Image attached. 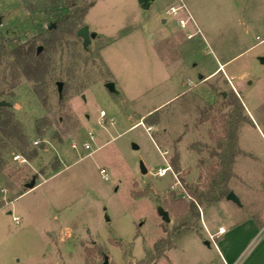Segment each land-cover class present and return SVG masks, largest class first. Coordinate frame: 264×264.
I'll use <instances>...</instances> for the list:
<instances>
[{
    "label": "rangeland",
    "instance_id": "1",
    "mask_svg": "<svg viewBox=\"0 0 264 264\" xmlns=\"http://www.w3.org/2000/svg\"><path fill=\"white\" fill-rule=\"evenodd\" d=\"M76 1L93 2L83 22L96 37L87 52L74 39L79 55L71 60L73 74L64 77L62 95L55 79L46 103L24 79L0 95L26 140L2 152L0 264H100L103 255L108 264H219L213 243L204 244L207 233L228 225L230 215L264 214L261 127L250 120L236 132L239 152L227 188L238 203L225 197L197 206V218L169 204L186 199L194 185L201 188L205 168L216 159L206 113L215 106L228 113L232 93L238 98L240 93L249 106L264 101L259 60L264 58V0H152L147 8L137 0ZM179 1L201 37L186 39L192 25L181 29L178 24L186 13H165ZM50 5L0 0L5 48L31 38L36 24L49 23L46 13L60 9ZM229 57L224 70L230 79L221 70L211 73ZM107 81L114 82L116 93L106 89ZM156 109L157 121L144 123ZM99 110L113 123L100 125ZM86 141L88 149L82 146ZM175 154L177 168L170 164ZM167 165L175 177L170 170L155 173ZM32 177L33 187H23ZM159 206L168 212V222L158 214Z\"/></svg>",
    "mask_w": 264,
    "mask_h": 264
},
{
    "label": "trees",
    "instance_id": "2",
    "mask_svg": "<svg viewBox=\"0 0 264 264\" xmlns=\"http://www.w3.org/2000/svg\"><path fill=\"white\" fill-rule=\"evenodd\" d=\"M46 1L51 3L49 7H60L55 12L46 13L49 17V23L53 26H46V20L44 25L41 23L36 24L35 34L24 42L17 43L10 50L5 48L0 34V95L6 89L11 91L24 79L32 83L35 95L42 103H46L50 81L53 79H55V82L61 81L63 91L64 84H66L65 78L70 79L72 77L71 60L79 55L76 53L77 48L74 39H79L81 50L87 52L88 45L84 46L82 44V39L76 34V30L84 24L85 14L93 2L81 6L77 4L76 0H65V2L63 0ZM61 1L64 2L63 5L57 4ZM30 19L36 21L33 16ZM95 37L96 34L94 33L91 38ZM38 46H41L40 50H37ZM67 62L68 65H66ZM227 104L233 106L228 113H221V108L215 106L205 115V119L210 121L212 129L220 131V136H213L212 129L209 131L211 139L214 138L217 142L211 153V156H215L216 159L209 162L205 168V181L201 188L194 185L186 192V199L177 198L171 201L169 206L179 214L183 215L189 212L192 218H197L199 217L197 206L213 204L225 198L230 191L227 188V183L231 176V165L239 152L236 132L241 124L250 121V119L244 113L245 109L241 101L233 93ZM216 114L218 117H216ZM157 115L158 109L143 117V122L155 123L158 119ZM15 141L25 145V136L19 127L13 123L12 113L7 106H0V165L4 163L2 152L6 151L11 143H15ZM177 161L178 155L175 154L170 161L173 168H177ZM19 194L21 192H17L16 196ZM182 224H186V221H183ZM156 249H159L158 244H156Z\"/></svg>",
    "mask_w": 264,
    "mask_h": 264
},
{
    "label": "crops",
    "instance_id": "3",
    "mask_svg": "<svg viewBox=\"0 0 264 264\" xmlns=\"http://www.w3.org/2000/svg\"><path fill=\"white\" fill-rule=\"evenodd\" d=\"M232 58L217 62L218 66L211 73L221 70L230 79L224 67ZM239 98L251 123L257 128L260 126L264 135V101L249 106L240 93ZM228 217V225L223 226V233L217 234L216 229L207 233L209 240H204V244L209 246L212 242L217 249L219 264H264V214L262 218L253 214Z\"/></svg>",
    "mask_w": 264,
    "mask_h": 264
},
{
    "label": "built area",
    "instance_id": "4",
    "mask_svg": "<svg viewBox=\"0 0 264 264\" xmlns=\"http://www.w3.org/2000/svg\"><path fill=\"white\" fill-rule=\"evenodd\" d=\"M178 11H183L184 13H186V16L185 18L181 17L178 19V24H179V27L181 29H186L187 28V24L190 23L192 25V31H186V34H185V37L186 39H192V38H196V37H201L202 36V33L200 31V29L195 25L193 19H192V16L189 14L185 4L181 1H179V4L178 5H174V4H170L168 6V8L166 9L165 13L167 15H175L178 13ZM107 121L109 122L110 124L113 123V119L112 118H109V119H106V113L103 111V110H99V124L100 125H104L103 123ZM94 139V136L92 134L89 135V141H92ZM34 144H37V141H34L33 142ZM72 147L75 146L74 143L71 144ZM82 146L85 148V149H88L90 148V144L88 141L82 143ZM13 159L14 160H18V161H24L23 158H19V155H14L13 156ZM168 170L171 171L170 167L167 165L165 167H158L157 170L155 171V173L158 175V176H163ZM172 172V171H171ZM99 173L101 175V178L104 179V180H107L108 179V176L106 174V171L104 168H100L99 169ZM173 176L175 177V174L172 172ZM179 183V181H178ZM225 230V228L223 226H219L217 228V231L216 233L219 234V233H223ZM210 238L211 240L212 239V236L210 235Z\"/></svg>",
    "mask_w": 264,
    "mask_h": 264
},
{
    "label": "water",
    "instance_id": "5",
    "mask_svg": "<svg viewBox=\"0 0 264 264\" xmlns=\"http://www.w3.org/2000/svg\"><path fill=\"white\" fill-rule=\"evenodd\" d=\"M137 1L141 4L142 7H146L147 8L150 5V2L152 0H137ZM0 21H1V16H0ZM46 26H53V24L47 23ZM76 34L81 37L82 44L84 46H86L90 42L91 36L94 35L93 32L89 31L88 26L86 24H83L82 26L78 27L77 30H76ZM40 49H41V46H38L37 50H40ZM259 60H260L261 63H264V58L263 57H260ZM201 77H202V75L200 74L199 78H201ZM55 85H56V90H57L58 96H60L61 93H62V82L61 81H56ZM104 86L111 93H116L117 92V89H116L115 84H114L113 81H107L104 84ZM0 106H10V103L8 101H5V100H0ZM133 147L135 148L136 146L133 145ZM140 170H141L142 173L146 172V168L144 167V165L142 163H140ZM34 183H35V178L32 177L28 182L24 183V187L25 188H31V187H33ZM225 197L228 200H231L233 202L238 203V199H237L236 195L231 190L227 193V195ZM157 211H158V214L160 215V217H161V219L163 221H165V222L169 221V215H168V213H167V211L165 209H163L161 206H159ZM205 243H207V241ZM100 264H108L107 255H103V260H102V262Z\"/></svg>",
    "mask_w": 264,
    "mask_h": 264
}]
</instances>
